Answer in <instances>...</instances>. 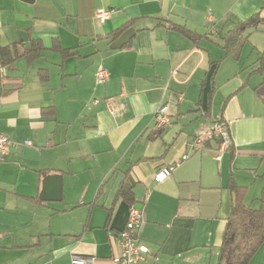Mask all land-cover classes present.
Segmentation results:
<instances>
[{
    "label": "crops",
    "instance_id": "crops-1",
    "mask_svg": "<svg viewBox=\"0 0 264 264\" xmlns=\"http://www.w3.org/2000/svg\"><path fill=\"white\" fill-rule=\"evenodd\" d=\"M99 8L115 12L99 22ZM255 13L264 18V0H0V43L43 48L32 61L0 66V132L17 142L0 161V264H71L75 256L113 264L131 202L143 217L137 242L148 249L138 264H216L229 179L246 188L245 205H260L264 22L223 48L233 24ZM126 24L122 33L134 34L113 48L122 33H110ZM98 65L109 72L103 83ZM159 103L170 120L161 128ZM219 116L231 148L218 160L209 140L155 181ZM248 264H264V242Z\"/></svg>",
    "mask_w": 264,
    "mask_h": 264
},
{
    "label": "trees",
    "instance_id": "trees-1",
    "mask_svg": "<svg viewBox=\"0 0 264 264\" xmlns=\"http://www.w3.org/2000/svg\"><path fill=\"white\" fill-rule=\"evenodd\" d=\"M263 22L264 18H261L259 13L252 14L245 20L236 22L225 33L223 48L227 51L236 48L246 40L247 36L245 33L248 29H256L258 25ZM127 27L128 24L117 31H113L110 35L116 38ZM174 27L180 32L190 35L189 30H186L182 26L175 25ZM42 50L41 43L37 40L31 41V48L29 49L22 48L21 44L16 42L7 45H2L0 43V66L9 65L18 57H25L28 61H32L41 55ZM61 51L64 55L69 54L62 49ZM259 60L263 65V58ZM37 76L41 82H46L49 78L48 72L45 69H39L37 71ZM47 110L52 112V108ZM47 110L44 112L47 113ZM230 148L231 147L228 146L227 149ZM260 178L262 181V188L259 199L260 205L258 207L245 205L243 199L246 188L236 185L232 178L229 179L228 188L233 194V201L230 214L225 220L220 245L217 247L216 264H248L264 242V172L260 175ZM123 193L130 196L126 191ZM128 199L131 200L132 198L130 197ZM131 206H134L133 202H131Z\"/></svg>",
    "mask_w": 264,
    "mask_h": 264
},
{
    "label": "built area",
    "instance_id": "built-area-1",
    "mask_svg": "<svg viewBox=\"0 0 264 264\" xmlns=\"http://www.w3.org/2000/svg\"><path fill=\"white\" fill-rule=\"evenodd\" d=\"M115 10L113 8H99L95 12V17L99 22H104L108 19ZM109 79V72L103 66L98 65L95 71V80L98 83H103ZM178 100L182 99V96L177 97ZM97 103V100L93 101ZM108 111L113 114L115 109L112 105L111 98L104 100ZM167 104L159 103L154 112V122L157 128H161L169 123V118L166 114ZM209 140H216L218 142V151L216 158L219 160L222 151L226 150L230 146V134L228 128V122L223 117L219 116L211 122L205 124L199 129L192 137V140L188 144L187 152L182 154L180 159H177L173 164L163 168L157 172L154 176L155 181L160 182L167 178L173 169L178 166L183 160L189 158L192 153L197 152L203 146V144ZM17 144L6 134L0 132V161L4 160L13 146ZM25 145H31L30 141H24ZM143 225V217L141 213L131 206L128 218L125 226L119 232V246L117 252L112 256L113 264H138L145 261L148 254L146 246L137 242V235L139 234ZM71 264H91V259L75 256L71 259Z\"/></svg>",
    "mask_w": 264,
    "mask_h": 264
},
{
    "label": "water",
    "instance_id": "water-1",
    "mask_svg": "<svg viewBox=\"0 0 264 264\" xmlns=\"http://www.w3.org/2000/svg\"><path fill=\"white\" fill-rule=\"evenodd\" d=\"M134 34V29L133 27H129L128 29H126L120 36L119 38L114 42L113 44V48H120L122 45H124L125 43H127L130 39V37ZM18 40L22 43H24V45L26 47H29V41L28 38L26 36V33L24 31H18ZM258 92L260 94L264 95V85L258 89ZM60 178V176H57Z\"/></svg>",
    "mask_w": 264,
    "mask_h": 264
},
{
    "label": "rangeland",
    "instance_id": "rangeland-1",
    "mask_svg": "<svg viewBox=\"0 0 264 264\" xmlns=\"http://www.w3.org/2000/svg\"><path fill=\"white\" fill-rule=\"evenodd\" d=\"M259 64V63H258Z\"/></svg>",
    "mask_w": 264,
    "mask_h": 264
}]
</instances>
